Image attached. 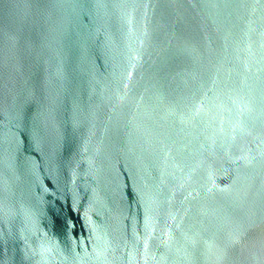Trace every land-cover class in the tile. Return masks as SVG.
Instances as JSON below:
<instances>
[{
  "label": "water",
  "instance_id": "1",
  "mask_svg": "<svg viewBox=\"0 0 264 264\" xmlns=\"http://www.w3.org/2000/svg\"><path fill=\"white\" fill-rule=\"evenodd\" d=\"M0 264H264V0H0Z\"/></svg>",
  "mask_w": 264,
  "mask_h": 264
}]
</instances>
